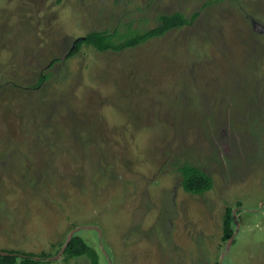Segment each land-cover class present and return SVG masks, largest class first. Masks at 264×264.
<instances>
[{
  "label": "rangeland",
  "instance_id": "rangeland-1",
  "mask_svg": "<svg viewBox=\"0 0 264 264\" xmlns=\"http://www.w3.org/2000/svg\"><path fill=\"white\" fill-rule=\"evenodd\" d=\"M74 235L99 264H264V0H0V252L92 264Z\"/></svg>",
  "mask_w": 264,
  "mask_h": 264
},
{
  "label": "trees",
  "instance_id": "trees-1",
  "mask_svg": "<svg viewBox=\"0 0 264 264\" xmlns=\"http://www.w3.org/2000/svg\"><path fill=\"white\" fill-rule=\"evenodd\" d=\"M195 16L190 19L180 12L171 15H163L161 16L162 24L160 26L144 33H136L132 36H128L124 41L119 43L113 41V35H109L102 31H92L87 34L85 38L76 41L70 55L79 51L84 44L92 45L100 51L110 49L118 51L127 47L135 46L152 37L164 35L167 31L173 28L189 24ZM41 80H43V78ZM181 173L183 176L184 189L192 194H202L212 189L214 186L212 177L197 166L186 164L181 167ZM233 234L232 208L228 207L226 209V217L224 220L223 238L228 240L233 237ZM64 255L65 259L87 256L92 264H99V254L97 250L89 245L80 235L72 236L64 249ZM47 257L48 256L45 253L38 255L32 252H23L21 254L13 251L0 252V264H40L42 259ZM19 258H21V261L18 260Z\"/></svg>",
  "mask_w": 264,
  "mask_h": 264
},
{
  "label": "water",
  "instance_id": "water-1",
  "mask_svg": "<svg viewBox=\"0 0 264 264\" xmlns=\"http://www.w3.org/2000/svg\"><path fill=\"white\" fill-rule=\"evenodd\" d=\"M71 238H72V236H71V237H69L68 241H69ZM68 241L66 242L65 246L63 247V250H62V252H64V249H65V247H66V245H67Z\"/></svg>",
  "mask_w": 264,
  "mask_h": 264
}]
</instances>
